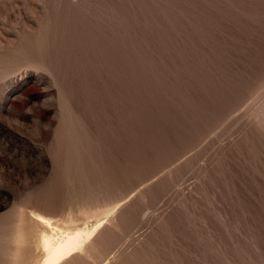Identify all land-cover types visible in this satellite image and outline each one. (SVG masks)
I'll list each match as a JSON object with an SVG mask.
<instances>
[{
	"label": "rangeland",
	"instance_id": "374dc122",
	"mask_svg": "<svg viewBox=\"0 0 264 264\" xmlns=\"http://www.w3.org/2000/svg\"><path fill=\"white\" fill-rule=\"evenodd\" d=\"M264 264V0H0V264Z\"/></svg>",
	"mask_w": 264,
	"mask_h": 264
},
{
	"label": "bare ground",
	"instance_id": "6f19581e",
	"mask_svg": "<svg viewBox=\"0 0 264 264\" xmlns=\"http://www.w3.org/2000/svg\"><path fill=\"white\" fill-rule=\"evenodd\" d=\"M92 234V231L70 230L61 232L56 238L42 235L40 237V248L43 258L40 264H61L76 250L81 249L84 241Z\"/></svg>",
	"mask_w": 264,
	"mask_h": 264
}]
</instances>
